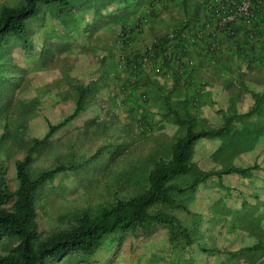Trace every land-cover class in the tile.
I'll use <instances>...</instances> for the list:
<instances>
[{
	"label": "rangeland",
	"instance_id": "rangeland-1",
	"mask_svg": "<svg viewBox=\"0 0 264 264\" xmlns=\"http://www.w3.org/2000/svg\"><path fill=\"white\" fill-rule=\"evenodd\" d=\"M23 3L0 0V9ZM143 7V0H70V7L60 12L57 3L38 2L37 13L26 21L22 37L9 35L0 45V165L12 191L19 185L17 162L28 154L36 138L45 137L51 124L72 114L79 87H92L81 114L55 130L33 153L29 167L33 178L67 166L35 194L42 237L68 229L79 213L93 214L145 191L154 161L169 159L174 141L185 132L176 123L178 116L195 117V129L229 123L226 136L197 141L192 156L196 164L210 159L222 169L258 167L245 165L251 158L240 153H250L264 142V122H254L264 119V101L257 102L264 93L252 95L254 105L238 108L236 98L241 95L234 89V74L243 69L248 79L254 68L264 72V30L255 34L250 47L243 46V39H227L213 57L204 59L196 51L193 78L202 84L170 91L165 85L171 77L148 73L149 81L142 83L147 94L143 87L132 93L127 89L129 71L101 74L98 70V63H105L110 55L108 45L96 44L108 38L120 45L112 60L118 68L130 51L118 42L120 33L139 22ZM129 8L136 13L126 22L124 10ZM153 21L154 26L149 23L138 30L139 34L145 30V35L142 42L134 41V49L151 44L152 27L162 35L176 28ZM157 78H165V83L156 82ZM227 87L229 98L224 96ZM252 96L244 102L251 103ZM257 175L261 172L213 175L193 190L174 194L185 208H154L174 213L190 230L191 244L184 240L173 244L169 229L160 225L151 233L142 229L112 233L93 254L71 253L60 264H261L264 253L253 259L231 254L264 240V184L260 185ZM193 179L194 174H188L172 183L187 187ZM15 242L9 237L0 239V253H7Z\"/></svg>",
	"mask_w": 264,
	"mask_h": 264
},
{
	"label": "trees",
	"instance_id": "trees-1",
	"mask_svg": "<svg viewBox=\"0 0 264 264\" xmlns=\"http://www.w3.org/2000/svg\"><path fill=\"white\" fill-rule=\"evenodd\" d=\"M148 2L144 12L139 16V22L125 29L134 41L136 32L144 28L160 13V9H167L170 1L175 0H146ZM38 2L57 3L58 10L64 12L70 7V0H24L19 6L3 5L0 9V45L9 35L22 37L26 30V21L37 13ZM181 15L191 17L182 18V23L175 25V29L159 35L148 47L136 50L133 45H124L130 51L123 56L115 70L129 71L128 88L132 93L143 87L149 81V74L157 76L161 72L164 77H171L175 86L188 89L189 85L202 84L204 81L194 77L196 72V51L204 54L202 58L213 57L221 49L222 41L227 39H243V46L250 47L254 43L255 34L264 26L261 22L248 25L245 22L237 27L236 34L228 35L222 31L215 34L207 29L205 23L210 21V15L205 10L204 0H180ZM190 8L192 10L190 11ZM186 12V13H185ZM193 13V16L191 13ZM194 30L202 32L198 37ZM259 31V32H258ZM177 35L172 48L168 47L169 34ZM240 33H243L240 38ZM153 51V55L150 52ZM149 57L144 64L143 59ZM193 61L194 64H190ZM158 64V65H157ZM161 68V71L159 68ZM114 73V72H113ZM169 75V76H168ZM132 80H135L132 83ZM91 86L79 87V96L72 114L58 124H51L44 138H36L28 154L16 164L18 188L12 191L6 180L2 165H0V239L9 237L16 242L7 253H0V264H60L71 253L90 255L96 252L104 239L115 232H129L142 229L151 233L160 225L169 229L170 240L178 244L184 240L191 244L190 230L183 226L180 219L171 212L154 209L158 205L168 208H185L177 202L174 194L184 190H193L204 178L222 174H250L253 167L230 166L221 171H205L192 161L193 151L199 139H217L230 132L229 123L218 128L195 129V117L176 118V123L185 128L184 134L178 136L171 148L169 159L159 158L148 175V187L145 191L128 199H119L112 205H106L96 213L84 211L79 213L74 223L64 230L52 233L47 237L40 234L35 194L37 190L57 173L67 168L59 165L45 170L33 178L29 167L33 160V153L37 146L45 143L55 130L65 126L81 114L85 106V99L91 92ZM264 101L262 95L257 102ZM194 174L193 182L187 187H179L172 183L178 176ZM154 209V210H153ZM264 253V240L242 247L239 251L231 252L233 256L245 255L248 259ZM263 255V254H262ZM264 256V255H263ZM261 264H264L261 263Z\"/></svg>",
	"mask_w": 264,
	"mask_h": 264
},
{
	"label": "crops",
	"instance_id": "crops-1",
	"mask_svg": "<svg viewBox=\"0 0 264 264\" xmlns=\"http://www.w3.org/2000/svg\"><path fill=\"white\" fill-rule=\"evenodd\" d=\"M175 1H176L175 3H173V1H170L171 3H169L167 9H160V11H159L160 14L157 17H155L154 19H156L158 21H161V23H163V24H166L168 26L171 25L173 27L175 25L181 24L182 23V18H183L181 15L183 14L182 12H184V11L180 7V4H179L180 0H175ZM143 2H144V7L139 10V16L142 14V12H144V10H145V8L147 6L146 0H143ZM124 13H127V16L125 17V20L127 22L131 18H134L133 15L136 13V11L135 10L130 11V8H129V9L124 10ZM130 14L132 15V17H130L131 16ZM137 17H138V14H137ZM131 22L133 24L135 22V19H132ZM152 24L154 26V23H152ZM262 30H264V29L262 28ZM143 32H145V30H143ZM143 32L140 33V34H139V32H136V36H135L136 42H137L138 39H140V40H138V42L139 41L142 42L141 36L145 35V33H143ZM150 32H152V33L154 32L153 39L151 38V43L159 35H161L159 29H157V28H153L152 27ZM240 34L241 35H239V38L241 36H243L242 35L243 33H240ZM86 44L88 45V43H86ZM86 44H84L81 49H84V46H86ZM103 44L104 45H108L107 46V48L109 49L108 54L110 56H109V58L104 59V60H106L105 63H102V62L98 63L97 67H98V70L101 72V74H106V73H108L110 71L113 72V70L115 69V63H114V61L112 62V60L115 59V57L117 56L115 54V51H116V47H117L118 44H117V42L115 43V40L113 41V40H109L108 38H106V39L101 40L100 43L98 42L96 45L102 47V46H104ZM118 46H120V45H118ZM148 46H146V47H148ZM118 51L116 53H118ZM108 59H109V61H108ZM80 60H81V58H80ZM238 72H239V70L236 71L235 74H234V76H235L234 89H236V90H238V92H240V95H241L240 99L238 97L236 98V106L238 108L242 109V108H245L246 105L248 107L250 105H252V103L254 105L255 99H254V97L252 95L258 94L259 92H260V94H261V92L264 93V72H262V68L261 67H258V69L254 68V69L250 70L251 77L248 78V79L244 78V73L245 72H244L243 69L241 71L242 73H238ZM164 79L165 78H160L156 82H158V83L163 85L165 83ZM248 85L251 88H248ZM165 87L169 88L170 91H173V87L176 88V89L177 88H181V87H178L177 85L175 86V83L173 84V80H168V84H166ZM165 87H162L163 91L165 90ZM229 89H230L229 87H227V89H224V96L226 98L227 97L229 98V96H227L229 94ZM249 94H251V96H252V98H250V100H249V102H251V103L246 104L244 101L248 100L247 98H248ZM254 122L263 123L264 119H257ZM261 140H263V139H261ZM249 152L250 153H240V156H250V158H251L250 160L249 159L245 160L248 163V164H245V165H248V166L249 165H254V164L258 165V167H256V169H253V170H256L257 172L258 171L261 172V175H257V178H258V181L260 182V185L261 184L263 185L264 184V142H262V144L261 143L256 144ZM209 154H211V151H209ZM249 162H251V163H249ZM239 163L241 164V166H245L244 164H242V162H239ZM198 165H199V167L201 169H205V170H207V169H209V170H221L222 169L221 166L218 165V163H216V162L215 163H213V162L210 163V159L202 160Z\"/></svg>",
	"mask_w": 264,
	"mask_h": 264
},
{
	"label": "built area",
	"instance_id": "built-area-1",
	"mask_svg": "<svg viewBox=\"0 0 264 264\" xmlns=\"http://www.w3.org/2000/svg\"><path fill=\"white\" fill-rule=\"evenodd\" d=\"M205 10L210 15V21L206 22L207 29H211L215 34H221L222 31L226 34L234 35L237 32V27L241 22L248 25H256L261 22L264 26V0H204ZM194 34L198 37L202 36V32L194 30ZM177 35L173 32L169 34L168 47L172 48L177 40ZM118 42L123 45H133L130 40L129 33L122 31L118 38ZM153 55V51L150 52ZM149 57L143 59L145 64ZM192 65L193 61H189ZM169 76V75H168ZM135 80H132L134 83Z\"/></svg>",
	"mask_w": 264,
	"mask_h": 264
}]
</instances>
